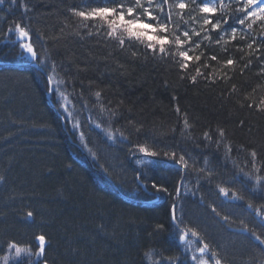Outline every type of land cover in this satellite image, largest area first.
Returning a JSON list of instances; mask_svg holds the SVG:
<instances>
[{"label": "trees", "instance_id": "obj_1", "mask_svg": "<svg viewBox=\"0 0 264 264\" xmlns=\"http://www.w3.org/2000/svg\"><path fill=\"white\" fill-rule=\"evenodd\" d=\"M224 3L232 8L215 19L236 7L232 0ZM94 6L112 5L103 0L0 3V257L9 242L35 253L40 247L35 238L44 235L43 258L31 257L40 264L45 259L48 264H169V257L176 264H194L191 257L203 243L222 264H264V245L252 235L264 239V179L256 180L264 177V112L247 107L264 99L260 62L253 55V65L241 74L245 41H232L229 53L205 41L195 54L203 51L220 61L231 55L238 63L227 70L226 80L220 63L212 61L204 72L218 77L215 83L202 77L193 83L171 57H154L139 43L122 48L117 40L96 35L91 20L69 11ZM184 20L199 31L203 17L190 8ZM17 22L29 30L36 64L12 38ZM258 34L253 25L251 35ZM238 45L244 52L236 50ZM194 74L195 62L189 75ZM60 96L65 117L57 104ZM220 128L226 135L217 146ZM205 131L212 134L211 143ZM140 145L159 155L139 152ZM253 148L259 171L249 154ZM165 152L184 155L188 169ZM199 168L210 177L195 171ZM153 183L167 191L157 192Z\"/></svg>", "mask_w": 264, "mask_h": 264}, {"label": "snow or ice", "instance_id": "obj_2", "mask_svg": "<svg viewBox=\"0 0 264 264\" xmlns=\"http://www.w3.org/2000/svg\"><path fill=\"white\" fill-rule=\"evenodd\" d=\"M4 0H0L3 3ZM12 3H17V0H12ZM104 4H111L108 6H94L90 7L88 10H78L75 7L69 9L71 14L75 17L81 18L82 21L91 20L93 23L91 28L96 30V35H105L106 39H115L118 41L119 45L123 48L125 46H133L135 43L143 44L145 49L150 50L153 56H161L162 58L171 57L172 62L179 66L181 72L189 76V79L195 83L198 77H202L215 83L216 76L213 73L205 74L204 69L212 67V61L220 63L221 68L224 69L220 73V77L228 79L229 69L234 70L237 66L238 61L234 60L231 55L229 58L220 61L217 55L205 56L203 51L199 55L195 54L197 50L202 49L204 42L208 41V45H218L221 46L222 51L229 53L230 49L228 47L232 41L239 40L246 42L247 52L240 57L241 61H245L243 67L241 68V74L244 73L246 69L253 65V60L251 57L256 56V60L260 62L259 75L264 76V0H232V3L236 5L234 9L228 12V15H222L220 19H215L217 13H224L232 8L231 4H225L224 0H220L219 6L215 3H209L208 0H191V4L185 3L184 0H178L175 4L170 3V0H160L159 3L156 0H103ZM167 8V11L165 10ZM194 12L198 9L199 13L203 17L202 25L200 30H196L194 27H187L188 21L184 20L185 10L190 9ZM174 9H178V12H174ZM192 21H196L198 17L190 16ZM99 21V24L96 22ZM180 21H183V26ZM253 25H257L259 28L258 36L251 35L253 31ZM79 27H89L85 23H81ZM229 28L231 29L229 33ZM106 29V33H105ZM151 30V32H149ZM8 31H12L10 27ZM15 32L18 33L20 38L29 37V30L23 26L22 22L15 23ZM210 33H217L218 38L213 39ZM79 34V33H77ZM7 36V32L5 33ZM89 36L92 32L89 31ZM227 37V38H226ZM195 38V39H194ZM259 39V43L257 40ZM20 47L29 53L33 59H38L36 51H34L32 43H21ZM239 52H244V47L237 46L236 48ZM135 56L136 53L133 52ZM203 62L200 63L202 61ZM195 62V74L189 75L190 68ZM219 71V70H217ZM184 78L183 76L181 77ZM48 83H52V78L49 77ZM51 90V89H50ZM232 92L236 91V86L233 85ZM95 96L98 100L101 98V92H95ZM175 99V97H174ZM245 99H249L245 96ZM111 103V102H109ZM244 105L241 104V107ZM248 108L255 107L257 111L264 112V99H261L258 104L248 103ZM111 111L113 116L116 115V111L112 109L102 108L101 111ZM176 111L179 113L180 109L177 107ZM243 125V121H241ZM99 128L100 125L96 124ZM190 127L187 118L184 119V130ZM139 131V129H137ZM122 137L123 134L121 133ZM226 133L223 128L218 130L219 139L215 142L219 146L225 137ZM204 139L211 143L213 141V136L209 131L203 133ZM108 138L112 139V134L108 133ZM127 139V137H123ZM199 147V145H197ZM226 152L230 153L232 148L230 145H226ZM139 152L145 155L156 157L159 153L155 151H149V149L143 145L138 146ZM243 150V149H242ZM252 161L253 168L259 171L260 169L255 164L257 160L258 153L253 148L249 152ZM163 155L174 161L175 164L179 165L181 168L188 169V161L185 159L184 155L176 157V153L165 152ZM197 172H205L203 168L195 169ZM241 171H243L241 169ZM205 175L210 177V173L205 172ZM247 176L248 173H245ZM3 177H0L2 180ZM137 179H140L138 176ZM264 179V177L257 176V182ZM152 188L157 192H166L167 189L163 186H159L155 183L152 184ZM177 193L180 189L177 187ZM219 191L222 194H227L225 188H220ZM236 196V193L232 194ZM251 207V205H249ZM216 212V209H212ZM33 212L29 211L27 216L29 218L33 217ZM219 215V213H217ZM227 221L228 217H223ZM172 220L177 221L175 215V205H173V215ZM158 228H162V225H158ZM177 227L179 225L177 224ZM247 230V228L245 229ZM183 231V230H181ZM193 235L197 233L193 232ZM254 238L261 244L264 245V239L255 232L252 233ZM39 241L40 247L32 252L30 247H20L15 242H9L8 248L13 249L12 255H5L0 257L4 264H9L10 261L17 260L22 254H26L29 264H40V259L35 261L31 260L34 255L37 258H43L44 256V245L46 242V237L44 235H38L35 238ZM179 239L184 241L185 235H180ZM200 255H193L191 260L194 264H222L220 258H218V253L211 249L208 243H203V247L198 249ZM169 264H176V258L169 257ZM44 264H48L45 259Z\"/></svg>", "mask_w": 264, "mask_h": 264}, {"label": "rangeland", "instance_id": "obj_3", "mask_svg": "<svg viewBox=\"0 0 264 264\" xmlns=\"http://www.w3.org/2000/svg\"><path fill=\"white\" fill-rule=\"evenodd\" d=\"M149 32H151V30H149ZM21 43H24V41H21L20 44H21ZM62 98H63V97L60 96L59 99H62ZM59 99H58V101H57V104H58V107H59L60 111L62 112V114H63L64 117H65V116H67V114H66L67 110H65V108H66V103H65L64 99H62V100H59ZM13 252H14L13 249H9V248H8V249L6 250L5 255H9V256H10V255L13 254ZM194 253H195L197 256L200 255L199 251H195ZM5 255H4V256H5ZM4 256H3V257H4ZM24 257L27 258L26 254H22L20 258H24ZM20 258H19V259H20ZM34 258H36V257H34ZM19 259H17V260H19ZM14 261H16V260H14ZM14 261H10L9 264H11V263L14 262ZM0 264H4V262H3L2 259H0Z\"/></svg>", "mask_w": 264, "mask_h": 264}, {"label": "bare ground", "instance_id": "obj_4", "mask_svg": "<svg viewBox=\"0 0 264 264\" xmlns=\"http://www.w3.org/2000/svg\"><path fill=\"white\" fill-rule=\"evenodd\" d=\"M16 34H17V33H16ZM16 34H12V38H15V40H16L19 44H20L21 41H24L25 44L29 43L28 37L20 38V37H19L18 35H16ZM15 35H16V36H15ZM20 48H21V47H20ZM21 50H22V53L28 58V60L31 61V63L36 64V63H34V62H36V60L33 59L31 56H29V55H28L29 53H27L26 51H24L22 48H21ZM37 66L40 67L39 64H37ZM174 203H177V198L174 200Z\"/></svg>", "mask_w": 264, "mask_h": 264}, {"label": "water", "instance_id": "obj_5", "mask_svg": "<svg viewBox=\"0 0 264 264\" xmlns=\"http://www.w3.org/2000/svg\"><path fill=\"white\" fill-rule=\"evenodd\" d=\"M34 63H36V62H34Z\"/></svg>", "mask_w": 264, "mask_h": 264}]
</instances>
